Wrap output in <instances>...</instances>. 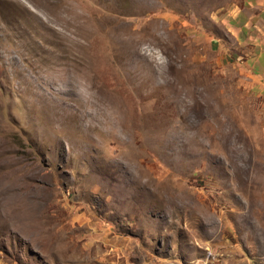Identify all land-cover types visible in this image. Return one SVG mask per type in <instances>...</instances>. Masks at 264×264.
I'll use <instances>...</instances> for the list:
<instances>
[{
    "label": "rangeland",
    "instance_id": "rangeland-1",
    "mask_svg": "<svg viewBox=\"0 0 264 264\" xmlns=\"http://www.w3.org/2000/svg\"><path fill=\"white\" fill-rule=\"evenodd\" d=\"M245 5L0 0V264H264Z\"/></svg>",
    "mask_w": 264,
    "mask_h": 264
},
{
    "label": "crops",
    "instance_id": "crops-1",
    "mask_svg": "<svg viewBox=\"0 0 264 264\" xmlns=\"http://www.w3.org/2000/svg\"><path fill=\"white\" fill-rule=\"evenodd\" d=\"M230 16L234 21H244L241 29L234 27L235 23L230 29L248 47V64L259 82L256 89L264 97V0H246L244 9H234Z\"/></svg>",
    "mask_w": 264,
    "mask_h": 264
}]
</instances>
